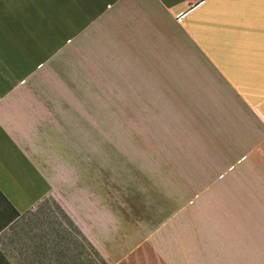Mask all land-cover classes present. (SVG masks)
I'll return each mask as SVG.
<instances>
[{
  "label": "crops",
  "instance_id": "obj_1",
  "mask_svg": "<svg viewBox=\"0 0 264 264\" xmlns=\"http://www.w3.org/2000/svg\"><path fill=\"white\" fill-rule=\"evenodd\" d=\"M185 8L0 0V264H264V0H205L178 23ZM73 62H148L116 113L133 161L225 201L164 203L139 239L105 222L126 214L104 212V173L67 171L76 159L45 140L72 128Z\"/></svg>",
  "mask_w": 264,
  "mask_h": 264
},
{
  "label": "rangeland",
  "instance_id": "obj_2",
  "mask_svg": "<svg viewBox=\"0 0 264 264\" xmlns=\"http://www.w3.org/2000/svg\"><path fill=\"white\" fill-rule=\"evenodd\" d=\"M145 63L148 62H73L65 72L71 78L70 87L62 88L75 92L77 96L72 100L75 112L72 128L45 132V140L52 144L48 150L50 155L54 149L76 159L70 168H66L67 171H88L92 173L94 184L100 181V172L104 173V212L114 211L117 216L121 212L126 214L124 218L104 220L125 222L124 234L132 239L148 233L152 228L150 220L153 219V226L159 222L165 213L159 210L164 203L225 201L222 195L199 196L195 193L209 186L212 180L150 178L147 164L139 165L133 161V154L138 152L131 145V136L127 131L117 130L119 121L122 124L132 122V116L116 113L123 110L120 104L127 105L128 96L136 86L135 74L140 64L141 68H146ZM176 70L173 74L178 72ZM170 105L177 107L175 128L181 123L180 100L172 99ZM2 205L0 200V225L6 219Z\"/></svg>",
  "mask_w": 264,
  "mask_h": 264
},
{
  "label": "built area",
  "instance_id": "obj_3",
  "mask_svg": "<svg viewBox=\"0 0 264 264\" xmlns=\"http://www.w3.org/2000/svg\"><path fill=\"white\" fill-rule=\"evenodd\" d=\"M185 1H186L185 10H183L182 13H180L176 16V21L178 23L181 22V20L185 17V15H187L188 12H190L191 10L201 6L205 2V0H185Z\"/></svg>",
  "mask_w": 264,
  "mask_h": 264
}]
</instances>
